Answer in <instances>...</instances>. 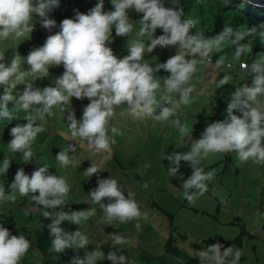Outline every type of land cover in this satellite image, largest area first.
<instances>
[{
  "label": "clouds",
  "instance_id": "1",
  "mask_svg": "<svg viewBox=\"0 0 264 264\" xmlns=\"http://www.w3.org/2000/svg\"><path fill=\"white\" fill-rule=\"evenodd\" d=\"M171 3V7H166L163 0H111L114 10L104 11V0H98L87 14L77 11L74 18L63 19L60 30L49 35L43 46L31 50L26 57L34 80L47 77L50 67L62 65L64 72L55 79V86L34 88L32 82H26L17 58L14 57L9 64L0 54V88L3 89L0 93V120L10 123L16 119L15 113L24 111V120L27 121L11 128L12 139L8 143L11 152L22 153L23 161L30 162L34 157L32 145L38 134L45 130L36 124L37 119L43 121L46 116H52L54 108L66 112L73 97L77 100L86 98L90 102L84 107L79 120L74 111L68 113L72 136L86 141L97 152H110L115 143L113 137L116 135L118 140L124 131L117 108L126 105L128 113L135 119L168 121L181 105L191 103V81L200 71L199 66L211 63L210 57L218 54L215 61L217 68L232 69L239 62V69L251 77V83L234 85L235 91L227 103L225 118L208 124L199 139L193 140L192 131L186 123L172 119V125L191 147L186 152L172 150L166 155L165 159L171 165L168 174L175 177L180 172L181 162H187L192 171H188L190 177L183 181L182 196L189 204H194L199 196L208 191V183L215 179V172L205 171L202 166V161L209 154L225 153V158L230 160L229 165L233 163V166L237 165V161L228 154L232 152L236 153L241 163L252 161L257 165L264 164V54H259L250 63L241 59L251 53L250 44L241 41L253 34L264 41V30L234 31L226 25L216 36L206 38L201 33L194 34L197 21L184 18L176 0H171ZM58 6L59 0H0V38L11 36L19 39L31 33L34 17H39L41 26L50 31L56 26V21L49 19L48 14ZM129 10L143 15L139 30L135 32L136 39L127 42L128 55L119 58V52L115 55L108 45L113 40V28L116 36L130 37L133 34L134 25L130 22ZM157 29H162L163 34L154 38ZM144 37L148 38L147 44ZM228 45L234 48L231 61L224 54ZM158 46L174 47L177 51L166 62L153 67L145 61V54L152 53ZM160 70L170 74L163 79V83L154 75ZM231 79V75L225 74L218 85H228ZM19 84L26 85L23 93L13 95ZM10 103L13 105L11 109ZM72 150L75 151L74 147ZM165 152L169 150L165 148ZM56 160L61 167L75 166L77 162L76 157L69 156L68 149L61 150ZM10 166L11 161L5 157L0 165V174L6 175ZM101 171L92 161L84 175L92 177ZM97 183L98 187L91 190L89 196L104 213L107 225H112L114 221L126 224L148 220V213L141 210L131 193L127 192L125 196L116 179H98ZM148 186L149 182L143 185L144 188ZM9 187L18 191L20 196L31 195L34 204L45 209L42 217L51 219L46 227L54 237L52 251L85 250L84 256L77 255L71 264H98L102 258L112 264H128L127 257L119 254L118 249L107 254L99 248L88 251L89 239L83 232L69 233L61 227L64 221L80 225L94 216L96 210L63 211L68 204L66 198L71 185L64 177L49 173L48 165L39 167L31 176L26 175L23 168L18 169ZM105 199L109 202L104 203ZM15 201L16 195H6L5 188L0 186V202ZM136 227L139 228V223ZM112 242L114 245L129 243L119 233L112 234ZM225 243L216 242L199 249L196 252L199 264H225L226 261L228 264H239L241 259L246 258L242 253L243 237L241 247L235 246L236 249L231 245L226 247ZM30 247L31 243L25 236L12 235L0 225V264H21Z\"/></svg>",
  "mask_w": 264,
  "mask_h": 264
},
{
  "label": "rangeland",
  "instance_id": "2",
  "mask_svg": "<svg viewBox=\"0 0 264 264\" xmlns=\"http://www.w3.org/2000/svg\"><path fill=\"white\" fill-rule=\"evenodd\" d=\"M97 2L98 0H59V6L48 14L49 19L56 21V26L50 31L41 26L39 17H34V29L31 33L19 39L11 36L7 39L0 38L2 41L0 50L5 57V62L10 64L14 57L17 58L21 70L25 73L26 82H32L34 88L55 86V79L64 72L63 66L50 67L47 77L34 80L29 73L26 57L31 50L43 46L49 35L60 30L59 25L63 19L74 18L77 11L87 14ZM112 10L114 9L111 0H104V11ZM132 14V12L128 14L130 22L134 25V31L130 37L116 36L113 28L112 36L114 37L108 46L113 49V52H119V58L128 55L127 42L135 40V32L139 30L140 24L133 19ZM143 40L146 44L148 43L147 37ZM20 43H23V47ZM17 46L21 49L19 50ZM250 46L251 53L241 57L249 63L259 54H264V52H257V47ZM176 51L174 47L158 46L152 53L145 54V61L155 67L157 63L166 62L168 58L176 54ZM233 52V46L225 47L224 54L229 61L232 59ZM217 58L218 54H213L210 57L211 63L199 66L200 71L191 81L193 87L191 103L181 105L176 110L175 116L168 121L161 122L154 118L135 119L128 113L126 105L117 108L124 131L118 140L116 135L113 137L115 143L111 146L110 152H97L91 149L86 141L73 137L68 130L70 123L67 120L68 113L74 111L79 120L84 107L90 102L86 98L77 100L73 97L66 112L54 108L52 116H46L43 121L37 119L36 124L43 126L45 130L38 134L32 145L34 157L30 162H24L22 153H13L8 147L12 139L11 128L17 124L27 123L24 120L25 112L15 113L16 119L10 123L0 120V165L5 157L11 161L7 174H0V182L12 183L20 168L24 169L26 175L31 176L39 167L48 165L49 173L64 177L71 185V191L66 198L68 204L63 210H67L68 213L96 210L94 216L80 225L64 221L61 227L69 233L77 230L83 232L89 239L86 249L88 251L99 248L107 254L110 250L118 249L119 254L127 257L128 264H199L196 258V252L199 249L216 242L222 244L229 242L234 245V241L239 237H243L242 253L246 257L241 259L239 264H264V172L260 175L257 169L251 168L252 161L241 163L234 152L235 157L232 158L237 161V165L226 166L225 163H220L214 168H209L224 159L225 153L209 154L202 161V166L205 171H214L215 179L208 183V191L204 195L199 196L194 204H189L183 198L181 189L183 181L190 177L185 175L190 166L182 161L180 172L175 177H171L168 174V168L171 165L169 161L163 160L164 155L169 154V152L165 153V148L184 152L181 150L179 141L189 144L172 125V119H179L182 124L186 123L192 131V138L198 139L208 124L225 118L227 103L231 99V93L235 91L234 85L251 83V77L239 69V62H236L232 69L217 68L215 65ZM225 74L231 75L232 79L230 84L221 87L218 81ZM154 75L163 83V79L170 74L160 70ZM25 87V84L17 85L13 95L22 94ZM0 93H3L2 88ZM173 95L178 99V96ZM12 106L9 104L10 109ZM114 127L117 128V125ZM110 135L113 134L110 133ZM173 144L176 145L172 146ZM63 149H68L70 157H76L75 166L61 167L59 165L56 155ZM92 161L103 171L92 177H86L84 171L92 165ZM261 165L256 164V168ZM238 167L239 171H237ZM109 177L118 181L125 196L127 192L132 194L141 210L148 213L147 221L141 219L126 224L114 221L112 225L104 222V213L98 205L92 203L89 192L98 187V179ZM145 182H149L148 188L143 187ZM9 194L16 195L15 203L0 202V208L2 214L15 218L16 226L12 230L13 235H23L27 238V230L34 236L41 225L42 212L45 209L35 205L31 195L20 196L18 191L14 190H11ZM103 202L109 201L105 199ZM183 204L186 208L181 207ZM46 220L47 224L51 223V219ZM137 223L139 228L136 227ZM113 233L121 234L129 243L114 245ZM169 239H173L174 247L181 251L185 258L176 259L166 255ZM35 241L36 245L30 240L31 249L22 259L21 264L42 263V253L38 248L36 235ZM42 245L44 246V243ZM234 248L236 249L235 245ZM72 251L75 257L77 255L83 257L85 250ZM257 258L260 261H257ZM106 262L112 264L111 261L103 258L98 261V264H106ZM225 264H228V261Z\"/></svg>",
  "mask_w": 264,
  "mask_h": 264
},
{
  "label": "trees",
  "instance_id": "3",
  "mask_svg": "<svg viewBox=\"0 0 264 264\" xmlns=\"http://www.w3.org/2000/svg\"><path fill=\"white\" fill-rule=\"evenodd\" d=\"M163 2L166 7L172 6L171 0H163ZM176 3L182 9L184 18L197 21L195 27L193 28L194 34L201 33L205 37L216 36L226 25L231 27L234 31H245L252 28H255L258 32L264 30V10L255 8L241 0H176ZM131 12L133 13V19L140 24V19H142L143 14L136 13L134 10H129L128 14L130 15ZM162 34V29H157L154 33V38H158ZM241 42L249 43L250 45H253V48L257 47V52H264V41H262L256 34L245 37V39ZM22 44L20 43L21 47H23ZM18 49L20 50L21 48L18 47ZM114 54L117 55L118 51L114 52ZM171 152L172 149L169 150V153ZM227 161L228 159L224 157V159L209 168H214L220 163H225L226 166H229ZM189 171H192L191 167H189ZM10 184V182H0V186L5 188L6 194H9L12 190L9 187ZM181 207L186 208V205L183 204ZM63 211L67 212L65 209ZM47 223L48 221L45 218H42L40 221L41 225L35 232V235L37 236L38 248L42 253L41 264H71V261L75 257V253L71 249H66L62 253L52 251V240L54 237L49 234V229L46 227V225H48ZM0 225L6 227L13 235L12 230L16 226L15 218H13V216L2 214L1 208ZM26 233L28 236L26 239L29 241L32 240L36 245L35 235L33 236L32 233L27 230ZM241 239L242 237H239L236 241H234V245L241 247ZM43 243L44 246L42 245ZM225 244L226 247L231 245L234 248L232 243L226 242ZM167 248L168 252L166 255H171L176 259L185 258V255L174 247L173 239L168 240ZM257 261H260V259L257 258ZM106 264L109 263L106 262Z\"/></svg>",
  "mask_w": 264,
  "mask_h": 264
},
{
  "label": "crops",
  "instance_id": "4",
  "mask_svg": "<svg viewBox=\"0 0 264 264\" xmlns=\"http://www.w3.org/2000/svg\"><path fill=\"white\" fill-rule=\"evenodd\" d=\"M0 43H2V41H1V39H0ZM0 48H1V45H0ZM0 54H2V50H0ZM200 138V137H199ZM198 138V139H199ZM193 140H196L195 138H193ZM165 144H167L166 142H165ZM179 144L181 145V150H184V152H186L188 149H190V147H191V145H190V143L189 144H184L183 142H180L179 141ZM166 153V152H165ZM228 154H230L231 155V158L232 157H235V154H233V152L232 153H228ZM164 155V154H163ZM165 155H164V159L163 160H165V161H168V160H166L165 159ZM233 160H235V159H233ZM231 167V166H230ZM251 168H255V169H257L258 171H259V173H260V175H262L263 174V172H264V164H262L261 166H259V168H256V164L255 163H252L251 164ZM237 171H239V167L237 168ZM191 174V173H190ZM185 175H189V174H185ZM181 190H183V188L181 189ZM183 193V192H182ZM181 193V194H182Z\"/></svg>",
  "mask_w": 264,
  "mask_h": 264
},
{
  "label": "water",
  "instance_id": "5",
  "mask_svg": "<svg viewBox=\"0 0 264 264\" xmlns=\"http://www.w3.org/2000/svg\"><path fill=\"white\" fill-rule=\"evenodd\" d=\"M245 3L257 7V8H263L264 9V0H242Z\"/></svg>",
  "mask_w": 264,
  "mask_h": 264
},
{
  "label": "flooded vegetation",
  "instance_id": "6",
  "mask_svg": "<svg viewBox=\"0 0 264 264\" xmlns=\"http://www.w3.org/2000/svg\"><path fill=\"white\" fill-rule=\"evenodd\" d=\"M230 160L228 159L227 163L229 164ZM231 165H233V163H231Z\"/></svg>",
  "mask_w": 264,
  "mask_h": 264
}]
</instances>
